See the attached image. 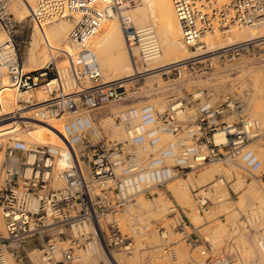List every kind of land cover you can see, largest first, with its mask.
I'll return each instance as SVG.
<instances>
[{
    "label": "built area",
    "instance_id": "built-area-1",
    "mask_svg": "<svg viewBox=\"0 0 264 264\" xmlns=\"http://www.w3.org/2000/svg\"><path fill=\"white\" fill-rule=\"evenodd\" d=\"M11 2L0 0V32L10 37L0 46V67L16 95L11 109L2 110L0 103V122L18 129L0 137V264H8L10 258L23 264L29 240L41 242L37 250L45 264H78L77 252L97 243L111 257L117 252L130 257L135 230L124 232L118 216L139 196L154 199L163 193L173 198L168 184L218 163L227 176L217 174L193 188L194 207L203 215L214 203L209 195L217 186H227L229 198L237 194L236 174L246 172L262 180L264 159L258 150L264 153V120L251 114L243 80L247 73L264 69V34L220 49L209 48L201 38L213 26L264 27V0H172L180 40L191 55L159 67V73L165 88L178 91L165 95L161 110L145 102L116 114L107 112L136 93L135 85H145L147 71L131 75L136 80L132 90L120 80L104 82L85 40L103 21L116 18L126 47L135 51V67H146L161 53L155 25L137 26L125 13L141 0H37L29 15L33 27L54 16L73 21L68 39L79 50L58 52L66 62L69 87L55 59L24 69L19 43L13 39L20 21L9 12ZM191 78L209 79L225 86V91L182 89V81ZM151 86L156 90L157 82ZM39 88L45 97L36 100L33 92ZM21 92L32 94L25 99ZM36 123L52 128L61 143L33 140L29 131ZM117 126L125 137L115 134ZM215 198L218 202L222 196ZM168 218L167 225L156 231L160 249L172 263L178 262L177 245L183 242L190 251L196 250L197 258L180 264H240L233 235L223 242L215 235H202L176 201L169 205ZM239 223L236 228L228 224L227 229H244L264 254V218L257 209H248ZM171 230L179 238L168 240Z\"/></svg>",
    "mask_w": 264,
    "mask_h": 264
},
{
    "label": "bare ground",
    "instance_id": "bare-ground-1",
    "mask_svg": "<svg viewBox=\"0 0 264 264\" xmlns=\"http://www.w3.org/2000/svg\"><path fill=\"white\" fill-rule=\"evenodd\" d=\"M13 1V0H12ZM19 5L24 9V13L26 15H31L33 12V8L36 5L37 0H17ZM10 12V11H9ZM126 14L130 15L133 22L137 26H141L144 24L151 23L155 25L156 28V35L160 44L161 53L160 55L153 59L152 61L147 63L146 67L137 66L135 67L134 61L132 56L134 54V49L132 52L126 47L122 30L120 27L119 22L116 18H113L108 24L103 21L94 34L90 37L94 41L93 46H89L95 53L97 58L98 64L100 68L102 77L104 82H110L114 80H120L122 82V86H126L129 82H135L136 80L133 79L134 73L147 71L145 72L144 80L147 83H151L152 80H160V73L159 70L161 66L166 64H170L172 62L179 61L183 58H186L191 55V51H189L188 47L182 44L180 40V23L176 17L175 9L173 6L172 0H145L144 4L131 8L125 11ZM70 14V13H68ZM20 18V17H19ZM59 18V17H58ZM72 29V25L68 24L66 21L57 20V17L54 16L48 21L43 22L42 24H37L33 28V32L31 34L32 41L30 42V49L29 55L25 60L26 66L33 65L36 63H41L45 59L47 62L48 60L55 59L54 52L57 48L59 41L66 40L68 38V33ZM264 34V27L263 26H240L237 24L231 25L229 29H219L213 26L211 30L206 31L205 35L201 38L202 42H204L209 48L211 49H220L228 44H233L241 41H245L251 38H254L258 35ZM100 37V38H99ZM9 35L5 32H0V46L3 44L7 39H9ZM86 39L85 41H87ZM72 45V46H71ZM78 45L70 44L69 42H65V45L61 50L68 51L70 53H74V50L78 49ZM65 64L64 61L60 66H58L60 70V74L64 79H66V85L69 87L70 82L66 77L65 71ZM153 69V70H151ZM160 76V77H159ZM251 76V75H250ZM245 78V77H244ZM257 79V77H255ZM247 80H254L250 77ZM244 80L245 82L247 81ZM248 83V81L246 82ZM215 84V83H214ZM210 84V90L213 91L214 94H220L225 91V86L223 85H214ZM2 85L7 88V90L12 91L14 86L12 87L10 82L8 81L7 77H4L2 80ZM151 86V84H150ZM248 88V87H247ZM251 88V87H250ZM15 90V89H14ZM250 89V92H247L246 98L248 102V106L252 104L254 100V94H252L253 90ZM218 91V92H217ZM15 92V91H14ZM36 93L39 100L45 97L44 92L41 88L36 89ZM23 95L24 98H29L31 96V92H21L20 95ZM7 95V94H5ZM9 95V96H8ZM5 98V105L7 107L10 106V103L13 101V97L8 94ZM166 96H162L154 100V105L157 109L161 110L165 107V99ZM15 104V100H14ZM123 105L121 108H114L110 109L108 113H118L121 110L127 108ZM124 107V108H123ZM133 107V105L131 106ZM251 111L253 114L258 116L259 118L264 117V106L258 107L256 103L252 104ZM16 126V125H14ZM54 126L60 130V124L55 123ZM11 127L7 125L6 128L8 129ZM5 128V129H6ZM18 128L9 129L10 133H13ZM31 138L41 143H61L60 136L55 132L52 128L44 123H36L33 124L31 129ZM115 134L120 138L125 137L124 131L121 127H115ZM259 156L264 159V154L261 150H258ZM219 168L215 166L207 167L205 170L199 173L200 179L199 182H204L205 180L211 178L214 173ZM189 177V176H188ZM197 178V177H196ZM187 178H184L180 182L183 183L186 181ZM188 180V179H187ZM179 184H168V189L176 199V201L185 208L186 215L192 222H199L200 221V214L195 211V207L191 202V198L189 196V191L185 187L186 185ZM206 182V181H205ZM197 183V182H196ZM207 183V182H206ZM201 184V183H199ZM192 187V184L190 182ZM198 185V184H197ZM216 188L222 189V185L217 186ZM258 193L256 186L249 185L247 191H244L240 198L247 197L250 200L252 205H255L252 198ZM160 197H156L152 203L148 201V199L143 198V196H139L136 199V202L133 204H129L130 206L136 205L135 207L128 210L129 216H124L122 220H125L131 227V231L136 233V229H144V227L148 224H153V222L157 218H168L169 212V201L168 198L163 194L160 193ZM221 200V199H220ZM262 210L264 209V200H262ZM249 203V204H250ZM127 205V208L128 206ZM126 208V210H127ZM257 212H259V206L256 207ZM260 214V213H259ZM169 219V218H168ZM124 223V221H123ZM138 223V227L135 224ZM167 224V220L165 222ZM86 228L85 226H81L80 229ZM0 229H2V221L0 218ZM147 228H145L146 230ZM155 231V230H153ZM88 252L80 253V260L83 263L87 261L97 262L102 259H106L105 252L103 251L102 247L97 243L94 245L93 248H89ZM107 254V253H106ZM260 257H262L261 261L264 262V254L259 252ZM124 253L117 252L113 254V258L108 255V260L112 261V264H129V260L124 256ZM115 260V263L114 261ZM260 261V260H259ZM260 261V262H261ZM9 264H15L12 259L9 260ZM50 264V263H46Z\"/></svg>",
    "mask_w": 264,
    "mask_h": 264
},
{
    "label": "rangeland",
    "instance_id": "rangeland-1",
    "mask_svg": "<svg viewBox=\"0 0 264 264\" xmlns=\"http://www.w3.org/2000/svg\"><path fill=\"white\" fill-rule=\"evenodd\" d=\"M144 1L145 0H141V3H139L135 7H139V6L143 5ZM135 7H132V8H135ZM8 9L12 13L13 17L17 21H20L16 31L13 33V39L19 43L20 51H21V54H22V57L24 60V69L29 70L31 68L40 67V66L44 65L46 63L45 62L46 59L41 63H37V61H36L35 64L26 66L25 60L27 59V57L29 55L28 52L30 49V42L32 41L31 34L33 32L34 27H33L32 23L29 21V15H26V13H24V9L19 5L17 0H13L10 3ZM112 19L105 20V23L108 24ZM57 20L58 21L59 20L66 21L68 24H71L73 27V21L71 19H68L67 17H61V18L57 17ZM65 42H69V39L66 38V40L59 41L57 48L54 52V56H55L57 66H60L65 61L63 58L60 57V55L58 53L63 48V46L65 45ZM85 44L88 46H93L94 41L92 38H89L87 41H85ZM77 48L78 49L77 50L75 49L74 52L79 50V46ZM189 51H190V49H189ZM99 65H100V63H99ZM100 68H102V67L100 66ZM4 77H6L5 69L0 67V103H1V107L3 108L2 110H9L14 105V100H15V95H16V93L14 91H16V89L13 88L12 91L7 90V88H5L2 85V80ZM248 77H250L251 79H254V80H252V81L247 80ZM255 77H257V79H255ZM245 79L248 81V83H247L248 91L250 92L251 88L253 90L252 94H254V100L255 101L252 104L256 103L259 108L264 106V69L247 73V75H245L244 80ZM154 81L157 82V87H156L157 89L156 90L154 88H152L153 86H150V84L152 85V83ZM131 83L135 84V82H129L126 85L128 90L133 89V85ZM144 83H145V85H141V84L135 85L134 87L137 88L136 93H134L128 100L122 101L116 105L111 106V109H114L117 107L121 108L123 105H126L124 107H127L130 105L137 106V105L143 104L145 102H154V100H156V98L165 96L166 94H170L171 92H177L178 91L177 88H175V87L172 88V86L165 88L164 79H162L161 77H160L159 81L158 80H152L151 83H148V82L146 83L144 80ZM210 84H212V83H210L209 79H206V78H191V79H187L185 81H182V89L192 90L194 88H213L210 86ZM139 85H141V86L138 87ZM179 89H181V88L179 87ZM5 94H7V95L10 94V96L13 97V101L10 103L9 107H7L5 105V98H8L7 95H5ZM33 95H36V98L38 99L36 92L35 93L33 92ZM20 96H22V98H24V96L22 94ZM252 104L249 105L250 112L253 116L259 118L258 116L253 114V112L251 111ZM259 119L264 120V117L259 118ZM6 122H8V121L0 122V137H5L8 133H10L8 131L9 129L6 128V126L8 124H4ZM31 131L32 130L29 131V134H31ZM212 166H215L216 168H219V169L214 173V175L211 178L205 180L206 182H209L210 180H212L215 177V175H217V174L227 176V169L225 167H223L221 164H218V163H211V164H208L207 166H205L203 169H201L195 173L189 174L188 175L189 177H187L188 180L186 179V181L183 183H181L182 181L181 182L180 181L172 182V184H179V182H180L181 185H183V187H184V185H186L185 187L189 191V196L191 198V202H192L193 206H194L193 188L201 186V185L206 183L205 181L204 182L198 181V180H201L199 173H201V171L205 170L207 167H212ZM236 176H237V180H239L238 182H240L239 183L240 186L238 187V188H240V190L237 192V194L234 197L231 196L229 198L227 186L223 185L222 189H219V190H218V188H216L214 191V194L209 195V196H211L212 200L214 201V203L210 207L209 211L200 216L201 218H200L199 222L196 223V222H192L191 220L190 221L194 225L198 226L199 231L202 235L208 236V237H211L212 235L217 236L218 242H223V240L225 238L233 235L237 250L240 253V258H241L240 264H264V262L261 261L262 257H260L261 255L259 254V251L255 247L253 242L250 240V238L248 236H246V234L244 233L245 232L244 229H240L238 232H234L233 229H227L228 224L232 225V227H234V228H236L235 225H238V224L240 225L241 224V223H239L240 216L242 214H245L248 209L253 208V207L256 208L257 205L259 206V209H260L258 213H260L259 215H260L261 219L264 218V209L263 210L261 209L262 208L261 206L263 204L262 200H264V194H263V191L261 188L262 186H264V177L262 178V180H260V179H257L256 176L248 174L246 172H244L240 175L236 174ZM190 182L192 184V187L190 185ZM199 183H201V184H199ZM252 183H253V185L256 186V189L258 191V193H255V195L252 198L255 205H252V203H250L249 198H247V197L240 198L241 194L244 191H247V189L249 188V185H251ZM167 188H168V186H167ZM160 196H161V194L155 195L154 199H149L147 197H143V198L148 199V201L150 203H152V201H154L156 199V197H160ZM217 196H222V198H221L222 200L217 202L216 198H215ZM168 201H169L168 205H170V203L175 202L176 199L170 198V199H168ZM177 204L180 205L178 202H177ZM135 206L136 205H133V206L129 205L128 208L125 207V209L122 211V213L119 214V216H118L119 221L121 223L122 230L124 232L130 233L131 227L129 226V224L127 222H125V220H122V219H124L123 217L126 215L129 216L128 210L135 207ZM180 206H182V205H180ZM126 208H127V210H126ZM183 209L185 211L184 207H183ZM195 211H196V209H195ZM185 214H186V212H185ZM166 220H167V222L169 221V219L167 217L166 218L160 217V218H157L153 222V224L146 225L144 227V229L143 228H142V230L136 229L137 231L135 233V236H136L135 250L130 257H128L127 255H124L130 261L129 264H180L183 262L190 261L192 258H195V259L197 258L196 250L190 251L188 249V247H186L184 245L183 242H178V245H177L178 254H179V260L177 263H172L168 259V257L162 253V251L160 249V245L162 243V240L156 231V227L160 226V225L166 226L167 225V224H165ZM123 221H124V223H123ZM138 225H139L138 223L135 224L136 227H138ZM145 228H147V229L145 230ZM153 230H155V231H153ZM177 238H179V234L171 230L168 234V240H173V239H177ZM40 243L41 242L35 241V240H29L27 242L26 247H27L28 254L24 257V259L22 261L23 264H45L44 262L41 261L40 253L37 250V247H39ZM83 252H88V251H80L79 250L77 252V254L79 256L78 264H97L100 261V260L97 262L87 261L86 263H83L80 260V255H79L80 253H83ZM105 256H106V259H102V261L107 262L108 254L105 253ZM10 259H12V258H10ZM13 261L15 264H21V262L19 263L16 260H13Z\"/></svg>",
    "mask_w": 264,
    "mask_h": 264
}]
</instances>
